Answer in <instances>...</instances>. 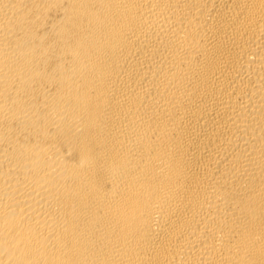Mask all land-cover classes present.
Listing matches in <instances>:
<instances>
[{
  "label": "bare ground",
  "instance_id": "1",
  "mask_svg": "<svg viewBox=\"0 0 264 264\" xmlns=\"http://www.w3.org/2000/svg\"><path fill=\"white\" fill-rule=\"evenodd\" d=\"M0 264H264V0H0Z\"/></svg>",
  "mask_w": 264,
  "mask_h": 264
}]
</instances>
